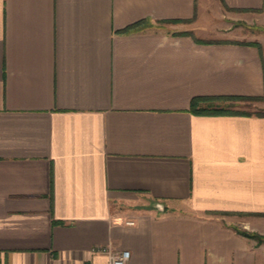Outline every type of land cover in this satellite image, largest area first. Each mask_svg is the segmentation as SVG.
<instances>
[{"label":"crops","instance_id":"1","mask_svg":"<svg viewBox=\"0 0 264 264\" xmlns=\"http://www.w3.org/2000/svg\"><path fill=\"white\" fill-rule=\"evenodd\" d=\"M224 10L264 28V0H0V264H264V115L190 108L264 95Z\"/></svg>","mask_w":264,"mask_h":264},{"label":"rangeland","instance_id":"2","mask_svg":"<svg viewBox=\"0 0 264 264\" xmlns=\"http://www.w3.org/2000/svg\"><path fill=\"white\" fill-rule=\"evenodd\" d=\"M226 13L225 15L228 16H221L219 11L216 13L215 18V25L217 32L223 31L226 26H230V29H232L233 33H236L237 35L242 34L246 36H252V37H259L264 40V28H258L256 26L246 24L243 22V20H240L238 17H233V12H228L227 10H224ZM237 13V12H234ZM218 14V15H217ZM232 15V17H230ZM236 18V19H235ZM201 24H203V20L201 21ZM206 30L207 28L205 26H201V30ZM219 103L224 104H230L232 108L245 110L248 112L256 113V112H264V95H262L260 98H251V99H240V100H233V101H219Z\"/></svg>","mask_w":264,"mask_h":264},{"label":"trees","instance_id":"3","mask_svg":"<svg viewBox=\"0 0 264 264\" xmlns=\"http://www.w3.org/2000/svg\"><path fill=\"white\" fill-rule=\"evenodd\" d=\"M253 44L258 45V43L253 42ZM261 96H239V95H229V96H217V97H206L199 96L194 97L191 100L190 108L195 113L200 114H239V115H251L252 112H248L245 110H240L236 108H232L229 104L219 103V101H233L240 99H251V98H260ZM254 114L264 115V112H256ZM249 236H255L253 234H249Z\"/></svg>","mask_w":264,"mask_h":264},{"label":"built area","instance_id":"4","mask_svg":"<svg viewBox=\"0 0 264 264\" xmlns=\"http://www.w3.org/2000/svg\"><path fill=\"white\" fill-rule=\"evenodd\" d=\"M128 224H132V221H127ZM104 250V249H101ZM129 260V251L123 250L120 252L111 253L109 256V264H127Z\"/></svg>","mask_w":264,"mask_h":264}]
</instances>
